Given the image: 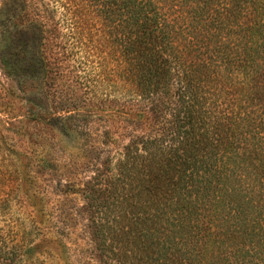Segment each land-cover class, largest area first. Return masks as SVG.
<instances>
[{"label": "trees", "instance_id": "trees-1", "mask_svg": "<svg viewBox=\"0 0 264 264\" xmlns=\"http://www.w3.org/2000/svg\"><path fill=\"white\" fill-rule=\"evenodd\" d=\"M28 7L0 0V66L31 120L69 128L47 88L58 27L101 37L146 110L147 133L81 189L100 261L264 264V0H51L46 17Z\"/></svg>", "mask_w": 264, "mask_h": 264}, {"label": "rangeland", "instance_id": "rangeland-1", "mask_svg": "<svg viewBox=\"0 0 264 264\" xmlns=\"http://www.w3.org/2000/svg\"><path fill=\"white\" fill-rule=\"evenodd\" d=\"M27 1L30 16L51 2ZM58 30L46 41L57 73L47 88L50 104L68 111L66 133L28 117L23 94L0 66V264H103L81 189L106 158L148 131L146 110L101 37Z\"/></svg>", "mask_w": 264, "mask_h": 264}]
</instances>
